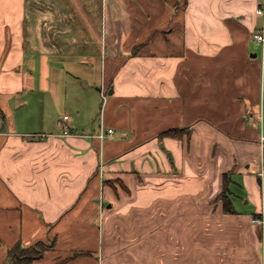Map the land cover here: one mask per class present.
Wrapping results in <instances>:
<instances>
[{
	"label": "crops",
	"instance_id": "0c3cea01",
	"mask_svg": "<svg viewBox=\"0 0 264 264\" xmlns=\"http://www.w3.org/2000/svg\"><path fill=\"white\" fill-rule=\"evenodd\" d=\"M263 6L0 0V264H264Z\"/></svg>",
	"mask_w": 264,
	"mask_h": 264
},
{
	"label": "trees",
	"instance_id": "16d2710c",
	"mask_svg": "<svg viewBox=\"0 0 264 264\" xmlns=\"http://www.w3.org/2000/svg\"><path fill=\"white\" fill-rule=\"evenodd\" d=\"M187 128H172V129H169L165 132H163L161 134L162 137H174V138H183V136L185 134H189V131L186 130ZM228 174H225L224 176V189L225 191L223 192L222 194V197L224 199V202H225V211L227 213H234L236 212L231 201L228 200L227 196H226V192L228 190L227 186H228ZM40 244H37L35 246H33L32 248L30 249H21V250H17L19 252L18 253V256H19V261H17L18 264H27V263H30L31 261L35 260L42 252V247L39 246ZM16 251V250H15ZM15 254L16 255V253Z\"/></svg>",
	"mask_w": 264,
	"mask_h": 264
},
{
	"label": "built area",
	"instance_id": "2783aa9c",
	"mask_svg": "<svg viewBox=\"0 0 264 264\" xmlns=\"http://www.w3.org/2000/svg\"><path fill=\"white\" fill-rule=\"evenodd\" d=\"M257 13L260 17H263L264 19V6L259 7ZM255 39L258 42L264 44V23H263V26L259 29V31L255 34ZM64 119L68 120V116H65ZM63 128H64V133L66 135L70 134V128L67 124ZM113 133H114L113 129H109L107 132L108 135H113ZM260 176H261L262 183H264V160L262 161V164H261ZM253 224L260 226V227L264 226V216L255 217L253 219Z\"/></svg>",
	"mask_w": 264,
	"mask_h": 264
},
{
	"label": "rangeland",
	"instance_id": "374dc122",
	"mask_svg": "<svg viewBox=\"0 0 264 264\" xmlns=\"http://www.w3.org/2000/svg\"><path fill=\"white\" fill-rule=\"evenodd\" d=\"M92 90V88L90 87L89 89H88V91H90V92H95V88H94V86H93V91H91ZM238 181V180H237ZM238 182H240V181H238Z\"/></svg>",
	"mask_w": 264,
	"mask_h": 264
}]
</instances>
